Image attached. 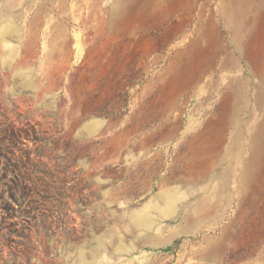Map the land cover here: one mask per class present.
Wrapping results in <instances>:
<instances>
[{"label":"rangeland","instance_id":"1","mask_svg":"<svg viewBox=\"0 0 264 264\" xmlns=\"http://www.w3.org/2000/svg\"><path fill=\"white\" fill-rule=\"evenodd\" d=\"M0 264H264V0H0Z\"/></svg>","mask_w":264,"mask_h":264}]
</instances>
